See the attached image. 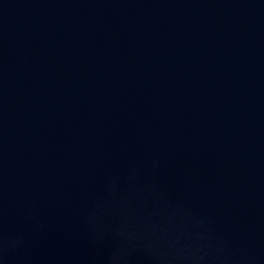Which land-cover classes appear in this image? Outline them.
I'll list each match as a JSON object with an SVG mask.
<instances>
[{
  "label": "water",
  "instance_id": "obj_1",
  "mask_svg": "<svg viewBox=\"0 0 264 264\" xmlns=\"http://www.w3.org/2000/svg\"><path fill=\"white\" fill-rule=\"evenodd\" d=\"M0 264H264V0H0Z\"/></svg>",
  "mask_w": 264,
  "mask_h": 264
}]
</instances>
